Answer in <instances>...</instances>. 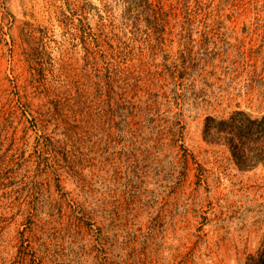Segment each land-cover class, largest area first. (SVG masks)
<instances>
[{
	"label": "rangeland",
	"instance_id": "374dc122",
	"mask_svg": "<svg viewBox=\"0 0 264 264\" xmlns=\"http://www.w3.org/2000/svg\"><path fill=\"white\" fill-rule=\"evenodd\" d=\"M170 1L157 32L122 0H0V264H242L264 238V165L202 136L208 114L264 112L245 86L264 69V0H189L191 27ZM107 68L139 77L111 95L124 107L182 81V139L139 112L118 134Z\"/></svg>",
	"mask_w": 264,
	"mask_h": 264
},
{
	"label": "trees",
	"instance_id": "16d2710c",
	"mask_svg": "<svg viewBox=\"0 0 264 264\" xmlns=\"http://www.w3.org/2000/svg\"><path fill=\"white\" fill-rule=\"evenodd\" d=\"M122 1L126 3V15L128 14L130 16L133 10H137V13L143 14V18L149 26H152L157 32L160 31L159 28L161 27V23L158 22V20H162V15L166 14L164 6L166 5L167 0ZM188 1L189 0H184L182 2L185 16V21L181 24L182 27H191L194 24L193 19L189 16L191 11L187 4ZM246 2L247 5L244 8L247 10L251 8V1L248 0ZM170 3V7L173 8L176 6L175 3L179 2L178 0H175L170 1ZM195 3L196 9H200L202 3L199 2V0H196ZM225 4H227V0H220L218 2L220 9L224 8ZM233 12L234 10L232 13ZM135 16L134 19L137 20L138 18ZM229 16H231V14ZM205 18L208 19L209 16L206 15ZM206 19L204 21L206 27L224 25V21L219 17H215L211 21H206ZM259 19V17H255L254 23L256 25ZM181 68L183 71L182 73H184L188 66L184 65V62H182ZM96 77L107 88L110 102L114 101V105H111V103L108 102L109 106L105 109V112L108 113L111 108V114H117L118 120L115 123V127L118 134H121L123 131L122 128L127 119V115H134L139 112L140 116L144 119V123L153 126L155 118H158L163 124V128H167L168 133L171 134L172 137L178 132L179 140L182 139V129L184 127L183 121L185 119L184 105L186 102L184 94L178 92L180 88L183 89L182 81H180L179 84L174 83L170 92L163 91L162 95L150 93L144 99H138L136 104L130 103L129 106L124 107L119 100L115 101L112 97L116 92L115 88L121 87L119 84L120 82L130 86L129 88L134 87L139 80V77H132L131 74H129L122 78L120 71L116 68H112V70L107 68L106 72L103 74L101 73V75L97 74ZM130 79H133V81H130ZM246 85L247 88L250 89L251 86H256L259 89V94L255 98L258 107H264V69L255 73L250 79V82H247L245 86ZM164 86L165 85L163 84L162 87ZM159 97L161 98L158 99ZM159 103H161L163 110L161 113H156V111L153 110L159 108ZM202 136L207 143L224 146L228 150L232 161L240 170H250L258 165H264V112L262 110L254 112L250 107L243 108L240 105H236L233 109L221 115L208 114L203 120ZM176 153L178 157L181 156V162L183 164V169L185 170L188 163V152L184 148L182 142L179 143ZM68 168L71 175L73 173H76L77 175L80 173L78 170L74 169L73 164L69 163ZM87 175H90V172L85 174V176ZM82 177L83 175L79 176L75 181L79 184L80 191L82 192L83 204L88 209L89 213H96V198L90 193L91 191H89V188L87 184L84 183ZM80 180L82 181L80 182ZM73 236L74 235L72 234L71 237L73 238ZM76 237L77 235H75V238ZM124 242L126 241L124 240ZM124 242L114 245L115 250H122ZM105 253L109 254L107 251H105ZM119 264H121V262ZM242 264H264V238L253 251L248 252L245 255Z\"/></svg>",
	"mask_w": 264,
	"mask_h": 264
}]
</instances>
